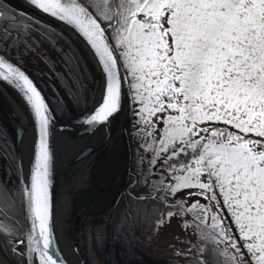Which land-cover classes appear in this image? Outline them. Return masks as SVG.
<instances>
[{
    "label": "snow or ice",
    "instance_id": "6c2138e0",
    "mask_svg": "<svg viewBox=\"0 0 264 264\" xmlns=\"http://www.w3.org/2000/svg\"><path fill=\"white\" fill-rule=\"evenodd\" d=\"M26 3L72 26L100 66L104 90L82 123L108 128L125 106L134 118L144 154L124 219L156 233L175 220L197 235L195 251L171 248L188 264H264V0ZM34 20L25 28L0 8V80L25 99L38 138L27 176L0 149V253L12 264H68L50 193L54 117L20 67L36 54Z\"/></svg>",
    "mask_w": 264,
    "mask_h": 264
},
{
    "label": "water",
    "instance_id": "95a60500",
    "mask_svg": "<svg viewBox=\"0 0 264 264\" xmlns=\"http://www.w3.org/2000/svg\"><path fill=\"white\" fill-rule=\"evenodd\" d=\"M3 3L20 14H26L25 16L27 17L35 18L42 23L63 31L71 39L76 41L89 56L99 81L98 88H100V92L98 95L96 94L93 102L85 112L59 122L51 110V115L54 117V120L49 137V146L53 157L50 193L56 224V234L62 256L66 258L68 264H75L69 257L60 238L57 219L59 212V194H61L64 188L73 184L75 177L73 170L76 166L82 165L85 160L100 153V147H103L101 141L105 143V141L110 140L112 135L116 134L119 139L115 143L117 147L114 155L110 157L106 170L101 169V173L108 184L102 189L101 193L91 195L90 199L85 201L87 206L77 213L89 219L97 218L110 212L116 206L120 197L124 193L127 194L130 190V183L137 178L133 173L134 149L129 133L133 117L128 115V109L125 106L124 111L113 119L108 128L97 125L89 126L82 123L84 114L90 112L100 102L104 90V76L89 45L72 26L48 14L42 13L26 3V0H4ZM22 70L24 69L22 68ZM26 74L34 81L49 105L35 80L27 72ZM0 101V107L6 112L11 123L18 161L21 160V146L23 142L26 141L27 143V156L23 164V175L27 176L32 163L34 146L38 143L34 114L19 91L2 80H0ZM73 146L77 148L67 156L65 149H70ZM27 223H30V220H26ZM0 258L4 259L5 264H10L2 253H0ZM29 259L31 260L32 258L29 257Z\"/></svg>",
    "mask_w": 264,
    "mask_h": 264
},
{
    "label": "rangeland",
    "instance_id": "374dc122",
    "mask_svg": "<svg viewBox=\"0 0 264 264\" xmlns=\"http://www.w3.org/2000/svg\"><path fill=\"white\" fill-rule=\"evenodd\" d=\"M13 24L17 27L19 26L16 21H13ZM23 25L25 28L28 26L25 22H23ZM32 37L37 42L36 54H25L21 63L35 80L38 78L42 84L49 85L50 82H53V78L56 75H61L63 77L72 76L73 65L74 68L79 70V72H83V65L86 63L91 69L92 73L90 75H93L94 78L92 79L94 100L99 89V81L95 69L90 62L89 56L84 52L80 45L71 39L66 33L61 30H55L50 26L49 29L39 27V35H37L36 29H33ZM80 101V99H77L76 104H80ZM131 128V137L135 150V171L139 174L137 168L138 158L144 153L138 146L140 141L137 138L138 133L134 128V118ZM5 144L7 145L6 151L9 157V163L11 164L15 159V140L9 117L0 107V149H2ZM146 168V164L141 166V169ZM0 171V173L4 174L2 164H0ZM144 191H147V188L144 189ZM112 210L103 216L91 219L78 214L77 210L71 215L70 226L67 230L71 235L72 245L78 253L82 263L143 264L138 260H133L130 253L123 254L121 248L120 250L117 249V253L113 251L114 242L118 241V238H116L117 236L114 238V242L108 244L106 241L107 243H105V247L107 251L103 249V245L99 244L97 255L94 244L95 237L96 234L101 231H104L105 237L107 236ZM97 240L98 242L102 241L99 236H97ZM90 242L91 245L88 247ZM142 244H145V247L141 248L142 245H139L137 249L138 251L139 248L141 249L142 254L147 257L149 264H160L162 263L161 260L165 259V257H172L173 260H176L177 264H188L192 259L174 255L171 248L174 247L181 251H187L190 246H195L193 247V251H195L196 247L200 246L197 235L183 231L175 220L172 221L170 227H166L159 233L154 232L153 236L147 237ZM108 250H111L110 253Z\"/></svg>",
    "mask_w": 264,
    "mask_h": 264
},
{
    "label": "trees",
    "instance_id": "16d2710c",
    "mask_svg": "<svg viewBox=\"0 0 264 264\" xmlns=\"http://www.w3.org/2000/svg\"><path fill=\"white\" fill-rule=\"evenodd\" d=\"M72 70V76L63 77L61 75H56L53 78V82H50L49 85L42 84L38 78L36 80L39 88L47 98L55 118L59 122L85 112L93 101L92 79L94 78L93 75H90L92 73L90 67L85 63L83 65V72H79V70L74 68V65ZM77 99L81 100L80 104H76ZM14 160H16V153ZM142 187H144L143 183L139 185V189ZM126 197L127 195L123 194L111 212L107 236L105 237L104 231L96 234L94 242L96 253L98 255L99 244L103 245V249L106 250L105 243L108 242L109 244L114 242L113 240L117 236L116 238H118V241L114 242L113 246V251L115 253H117V249L120 250L121 248L123 254L130 253L133 260H138L143 264H149L147 257L142 254L140 248L138 251L137 247L142 245L141 248H144L145 244L142 243L147 237L153 236L154 231L150 223H145L143 219L140 221L139 225L124 219V209L127 203ZM97 236H99L102 241L98 242ZM90 245L91 242L88 247ZM111 250H108V252L110 253ZM3 256L12 264L11 258L4 254ZM161 262L160 264H177L176 260H173L172 257H165Z\"/></svg>",
    "mask_w": 264,
    "mask_h": 264
},
{
    "label": "bare ground",
    "instance_id": "6f19581e",
    "mask_svg": "<svg viewBox=\"0 0 264 264\" xmlns=\"http://www.w3.org/2000/svg\"><path fill=\"white\" fill-rule=\"evenodd\" d=\"M99 92L100 88L97 91V95ZM118 139V136L114 134L110 137L109 141H105V143L101 141L103 144V147H100L101 152L85 160L82 165L76 166L73 170V175L75 176L73 184L64 188L61 194H59V212L57 219L60 238L69 257L75 264L83 263L72 245L71 235L67 230L70 226V217L76 210L78 212L87 206L85 201L89 200L91 195L101 193L102 189L107 186L108 183L105 181L101 169L106 170L110 157L114 155V151L117 147L115 143H117ZM76 148L77 147L73 146L70 149H65L66 155H70ZM27 150L28 146L25 141L21 146V160L23 164L27 156Z\"/></svg>",
    "mask_w": 264,
    "mask_h": 264
},
{
    "label": "flooded vegetation",
    "instance_id": "af4514ba",
    "mask_svg": "<svg viewBox=\"0 0 264 264\" xmlns=\"http://www.w3.org/2000/svg\"><path fill=\"white\" fill-rule=\"evenodd\" d=\"M0 8H2V9H4L6 12H8V13H13V12H11L10 10H8V9H6L5 7H3V6H1L0 5ZM17 16V15H16ZM17 17H19V16H17ZM22 18V17H21ZM26 18H28V20L27 19H25V18H22V21L23 22H25V24H27L28 25V23L30 22V17H26ZM36 21V20H35ZM40 26L39 27H45V28H48V27H46L45 25H43V24H39ZM11 59H12V57H10ZM17 59H19V57H17ZM15 61V60H14ZM20 65L21 66H23L22 65V63H20ZM24 67V66H23ZM25 68V67H24ZM1 172V171H0ZM10 172H12L13 173V175H12V179H15V175H14V168H13V170H11L10 169ZM3 174L2 173H0V176H2ZM144 188V187H143Z\"/></svg>",
    "mask_w": 264,
    "mask_h": 264
}]
</instances>
